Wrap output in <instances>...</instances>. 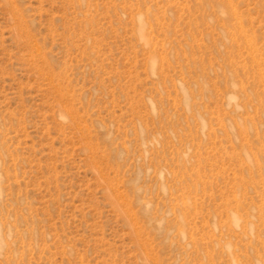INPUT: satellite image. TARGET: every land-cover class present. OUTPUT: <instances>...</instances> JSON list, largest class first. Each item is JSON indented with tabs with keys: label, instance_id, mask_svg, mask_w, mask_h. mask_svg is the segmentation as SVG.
<instances>
[{
	"label": "rangeland",
	"instance_id": "obj_1",
	"mask_svg": "<svg viewBox=\"0 0 264 264\" xmlns=\"http://www.w3.org/2000/svg\"><path fill=\"white\" fill-rule=\"evenodd\" d=\"M0 264H264V0H0Z\"/></svg>",
	"mask_w": 264,
	"mask_h": 264
}]
</instances>
